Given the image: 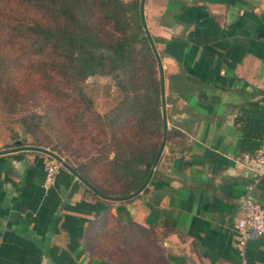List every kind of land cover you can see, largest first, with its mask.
<instances>
[{
    "label": "crops",
    "instance_id": "0c3cea01",
    "mask_svg": "<svg viewBox=\"0 0 264 264\" xmlns=\"http://www.w3.org/2000/svg\"><path fill=\"white\" fill-rule=\"evenodd\" d=\"M143 14L176 130L146 191L105 199L64 166L45 188L46 153H0V264H112L84 246L104 211L155 227L169 264H264V236L242 248L236 227L242 197L264 206V177L234 160L239 107L264 102V0H144Z\"/></svg>",
    "mask_w": 264,
    "mask_h": 264
},
{
    "label": "trees",
    "instance_id": "16d2710c",
    "mask_svg": "<svg viewBox=\"0 0 264 264\" xmlns=\"http://www.w3.org/2000/svg\"><path fill=\"white\" fill-rule=\"evenodd\" d=\"M93 75L111 76L122 94L102 114L82 87ZM161 90L141 0H0L1 106L10 114L42 106L19 119L30 144L83 158L70 166L103 198L130 195L146 180L164 133ZM236 123L242 152L254 154L264 140V102L242 104ZM42 125L64 136L63 147L46 144ZM175 131L167 129L166 141ZM84 246L112 264H169L155 227L121 223L109 211L89 222Z\"/></svg>",
    "mask_w": 264,
    "mask_h": 264
},
{
    "label": "rangeland",
    "instance_id": "374dc122",
    "mask_svg": "<svg viewBox=\"0 0 264 264\" xmlns=\"http://www.w3.org/2000/svg\"><path fill=\"white\" fill-rule=\"evenodd\" d=\"M82 87L86 94L93 100L94 109L101 114L111 109L122 97L120 90L117 88L115 81L111 76H90L82 82ZM32 111L42 113L43 107L29 103L28 105L19 108L17 113L10 114L0 104V150L10 149L20 145L33 146L30 144L33 141L32 137L25 133L24 127L19 120L21 116ZM40 134L42 137L46 135L52 140L51 144L46 140L48 146L58 144L59 147H63L65 144L64 136L58 134L55 129H51L47 125L41 126ZM46 149L50 150L49 147H46ZM57 155L64 161L68 160L70 162V164H68L72 166H78L80 162L84 161L83 158H77L65 150H62L61 153ZM62 168H64L63 165L60 166V169Z\"/></svg>",
    "mask_w": 264,
    "mask_h": 264
},
{
    "label": "built area",
    "instance_id": "2783aa9c",
    "mask_svg": "<svg viewBox=\"0 0 264 264\" xmlns=\"http://www.w3.org/2000/svg\"><path fill=\"white\" fill-rule=\"evenodd\" d=\"M236 163L252 171L256 181L264 177V140L254 154L241 153L234 157ZM61 164L54 158H49L45 165L44 187L49 188L55 181L60 171ZM252 185H249V190ZM242 217L237 221L238 244L244 247L247 241L255 237L264 236V206L254 200L250 195H245L239 200Z\"/></svg>",
    "mask_w": 264,
    "mask_h": 264
},
{
    "label": "water",
    "instance_id": "95a60500",
    "mask_svg": "<svg viewBox=\"0 0 264 264\" xmlns=\"http://www.w3.org/2000/svg\"><path fill=\"white\" fill-rule=\"evenodd\" d=\"M143 5H144V0H141V17H142V22H143V25H144V29L147 33V36L150 40V43H151V46L155 52V55H156V58H157V62H158V65H159V71H160V77H161V85H162V92H161V98H162V104H163V110H162V116H163V123H164V133H163V137H162V141H161V144H160V147H159V150L155 156V159L151 165V168H150V171H149V174L146 178V180L144 181V183L142 184V186L137 190L135 191L134 193L130 194V195H127V196H123V197H111V196H107L106 198L109 199V200H114V201H120V200H127V199H130L132 197H135L137 196L139 193L142 192V190L147 186L153 172H154V169L158 163V160L163 152V149H164V146H165V143H166V134H167V114H166V108H165V88H164V78H163V68H162V63H161V59H160V56H159V53L155 47V44L151 38V34L148 30V27L146 25V22H145V18H144V14H143ZM18 149H29V150H37V151H40V152H43V153H46L48 156L54 158L55 160H57L58 162L61 163V165H63L65 168H67L69 171H71L78 179H80L88 188H90L92 191H94V193H96L97 195L101 196V197H104L103 194H101L99 191H97L90 183H88L86 180H84L80 175L79 173H77L66 161H64L60 156H58L56 153L46 149V148H43V147H37V146H15L13 148H10L8 150H0V153H5L7 151H15V150H18Z\"/></svg>",
    "mask_w": 264,
    "mask_h": 264
}]
</instances>
